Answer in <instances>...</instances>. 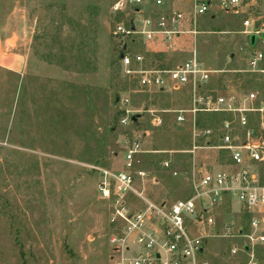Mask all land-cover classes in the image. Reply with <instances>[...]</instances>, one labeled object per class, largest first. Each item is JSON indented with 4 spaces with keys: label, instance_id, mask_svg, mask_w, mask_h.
<instances>
[{
    "label": "rangeland",
    "instance_id": "rangeland-1",
    "mask_svg": "<svg viewBox=\"0 0 264 264\" xmlns=\"http://www.w3.org/2000/svg\"><path fill=\"white\" fill-rule=\"evenodd\" d=\"M110 4L0 0V264H110L114 227L109 204L98 192L99 171L122 169L123 153L134 138L146 151L136 158L134 169L148 174L144 194L155 202L190 198L193 165L213 168L217 159L213 151L162 153L177 151L166 130L188 133L189 122L174 130L173 114L154 113L176 108L175 95L187 106V97L140 93L123 76L115 61L120 44L112 35L121 18L111 14ZM217 5L214 1L207 13L195 17V36L183 35L153 51L161 67L194 53L205 69L221 72L212 78L209 91L250 86L253 76L240 71L248 54H264V39L257 36L250 45L242 22L263 18L264 0H241L237 14ZM184 24L183 29H193L191 19ZM12 35L14 45L9 46ZM133 51L143 49L137 45ZM122 97L129 100L126 108L118 101ZM55 108L65 110L63 117H55ZM123 109L140 115L136 127L121 125ZM95 113L102 125L92 123ZM155 115L163 119L162 126L152 125ZM163 160L171 161L178 177L160 167ZM235 204H225L216 222L246 229L249 217ZM240 244L210 239L209 260L245 264L246 258L221 255ZM254 252L258 264H264V246Z\"/></svg>",
    "mask_w": 264,
    "mask_h": 264
},
{
    "label": "built area",
    "instance_id": "built-area-1",
    "mask_svg": "<svg viewBox=\"0 0 264 264\" xmlns=\"http://www.w3.org/2000/svg\"><path fill=\"white\" fill-rule=\"evenodd\" d=\"M214 1L218 9L234 14L241 3V0H111V14L121 18L115 22L112 35L120 44L123 76L134 81L140 93L187 97V106L154 114H173L174 130H181L189 122L191 147L187 151L162 153L194 155L196 151H213L220 160L219 170L212 172L205 169H215V164L213 168L193 165L190 198L155 202L144 194L148 174L134 169L136 158L146 151L138 138L129 141L122 169L99 171L98 192L109 204V223L114 227L109 239L110 264H214L206 248L210 239L241 242L238 248L231 246L221 255L246 258L245 264H258L254 251L264 246V180L260 174L264 164V54L258 51L248 54L245 69L240 71L253 76L250 86L229 87L220 92L209 91L208 85L222 73L205 69L194 53L169 68L161 67L160 60L155 59L154 51L160 45L170 44L183 35L195 36V17L207 13ZM181 4L189 7L188 14ZM187 19H191L192 30L183 29ZM256 21L244 19L242 34L262 36L264 17L254 31ZM137 45L144 52L133 51ZM145 53L151 57L146 58ZM118 101L125 108L129 105L128 98ZM134 113L123 109L121 125H132ZM198 114L228 118L216 130L198 128ZM152 125L162 126L163 119L155 115ZM160 167L171 177L179 176L170 160L160 162ZM235 201L249 217L246 229L216 222L215 215L224 205Z\"/></svg>",
    "mask_w": 264,
    "mask_h": 264
},
{
    "label": "trees",
    "instance_id": "trees-1",
    "mask_svg": "<svg viewBox=\"0 0 264 264\" xmlns=\"http://www.w3.org/2000/svg\"><path fill=\"white\" fill-rule=\"evenodd\" d=\"M115 61H119V55L116 56ZM115 62V63H116ZM175 102L176 103V108H181L183 107V105H181V100H180V96L175 95ZM178 96V97H177ZM180 97V98H179ZM184 102V101H183ZM65 110L62 108V111H60V108H55V117L58 119L60 117H63V113ZM228 117H225L223 115H216V114H212V115H208V114H198L196 116V125L198 126V128H205V127H212L215 130L218 129L219 125L226 120ZM116 122V121H115ZM138 124V120L132 124L133 127H136ZM165 137L167 139L169 138H173L174 139V144L173 147L175 148L174 150L177 151H187L190 149L191 147V139L188 133L185 132H172L170 130H166L165 133ZM200 144H202V142H200ZM21 247V257L23 260V263H25L24 261V256L22 253V245Z\"/></svg>",
    "mask_w": 264,
    "mask_h": 264
},
{
    "label": "water",
    "instance_id": "water-1",
    "mask_svg": "<svg viewBox=\"0 0 264 264\" xmlns=\"http://www.w3.org/2000/svg\"><path fill=\"white\" fill-rule=\"evenodd\" d=\"M260 23H261V21H259V20L254 23V31H256L259 28ZM249 37H250L249 38L250 45H254L257 36L251 35ZM261 39H264V34L261 36ZM14 41H15V37L12 35V37L10 39H8L6 41V43L9 46H13L14 45ZM119 58L120 59L122 58V54L119 55ZM139 118H140V115H133L131 117V122L135 123ZM91 121H92V123H94L96 125H102V121L98 118L96 113L94 114V116H93Z\"/></svg>",
    "mask_w": 264,
    "mask_h": 264
},
{
    "label": "crops",
    "instance_id": "crops-1",
    "mask_svg": "<svg viewBox=\"0 0 264 264\" xmlns=\"http://www.w3.org/2000/svg\"><path fill=\"white\" fill-rule=\"evenodd\" d=\"M181 8H182L183 10H187V9H188L187 5H185V4H181ZM211 18H213V16H212ZM155 57H156V58H155L156 60H159V56H156V55H155ZM183 107H185V106H183ZM218 160H220V159H219L218 156H217V159L214 160V162H215L214 164H215V166H216L214 171L219 170V169H218V163H217V162H219ZM221 162H223V161H220V163H221ZM260 174H261V176H262V179L264 180V174L262 173L261 169H260ZM233 203H234V202H233ZM235 205L238 206V207L240 208V206H239L238 204H235ZM251 217H252V216H251Z\"/></svg>",
    "mask_w": 264,
    "mask_h": 264
}]
</instances>
